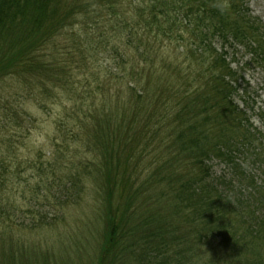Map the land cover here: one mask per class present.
Listing matches in <instances>:
<instances>
[{"label": "trees", "instance_id": "1", "mask_svg": "<svg viewBox=\"0 0 264 264\" xmlns=\"http://www.w3.org/2000/svg\"><path fill=\"white\" fill-rule=\"evenodd\" d=\"M242 2L0 0L8 264H35L44 249L15 233L60 225L99 178L106 226L95 264H264V132L237 103L240 76L215 43L244 45L264 67V28ZM44 121L53 124L48 153L35 146ZM152 144L167 156L159 161L170 189L160 195L172 196L175 213L141 220L128 213L136 194L124 190L131 162ZM214 158L231 176L213 177Z\"/></svg>", "mask_w": 264, "mask_h": 264}, {"label": "rangeland", "instance_id": "2", "mask_svg": "<svg viewBox=\"0 0 264 264\" xmlns=\"http://www.w3.org/2000/svg\"><path fill=\"white\" fill-rule=\"evenodd\" d=\"M242 1L241 4L249 8L252 17L257 19L262 28H264V0ZM215 43H217L219 49L223 48L228 52V59L232 66L237 69L238 76H240L238 80L240 85L239 93L236 95L237 103L242 109L247 111L253 124L264 132V67L252 56L250 49L244 45H223L219 40ZM42 118L45 119L43 116ZM42 125L44 129L41 132L34 130L36 140H38L35 142V146L37 142L45 144V150L48 153L49 148L52 147L51 134L53 124L51 121H44ZM141 147H144V144ZM23 152L25 154L29 153L27 148L23 149ZM162 157L167 158L165 154H162V150L158 145L152 144L149 150H145L140 154L139 162H131L129 174L131 175L130 182L132 185L129 186L127 184L124 190V192L129 191L136 194L133 208L128 205L130 206L128 213L131 217L140 215L142 220L151 210L155 213L159 211L167 212L170 215L175 213L172 205L167 204V202H171L172 196L169 197L166 194V198H163V194L170 187H168V183L163 182L165 174L162 173L164 169L159 161ZM210 163L212 164L214 178L219 179L231 176V170L223 161L214 158ZM253 168L256 174L260 175L259 168L257 166ZM97 185L103 190L102 193H99ZM106 190L104 178H99V180L95 181L91 180L90 189L86 197L82 200V203L73 207L71 215L63 223L41 235H34L33 238H31L32 236L27 237L28 234L15 233L16 240L18 235H21V238L25 236L26 239L29 238L27 239L28 243L30 241L36 248L44 249L42 254H46V258L41 259L42 254L35 255L34 258L37 257L34 260L35 264H95L98 253H100V242L103 240L102 237L106 226L102 219L104 217L100 215V213H105L103 209L106 210ZM161 192H163L162 195H160ZM58 194L57 198L64 200V197L61 196L63 194ZM118 195L114 199H117ZM125 207L127 208V206ZM45 213L49 218H54L55 208L47 207ZM17 220L23 219L17 217ZM173 221L177 223L175 214ZM33 239L34 241L32 242L31 240ZM203 255L207 256L206 254ZM124 258L125 260L120 262V264H136L133 258L126 256ZM204 260H200V262L203 263ZM215 260V264H225L223 260L218 258H215ZM5 263L8 264V261L4 260L0 254V264Z\"/></svg>", "mask_w": 264, "mask_h": 264}]
</instances>
